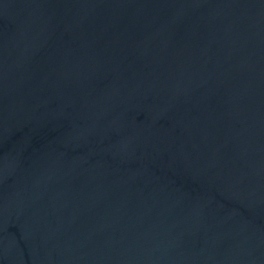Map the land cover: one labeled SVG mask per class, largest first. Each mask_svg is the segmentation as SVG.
I'll list each match as a JSON object with an SVG mask.
<instances>
[{
  "label": "water",
  "instance_id": "1",
  "mask_svg": "<svg viewBox=\"0 0 264 264\" xmlns=\"http://www.w3.org/2000/svg\"><path fill=\"white\" fill-rule=\"evenodd\" d=\"M0 264H264V0H0Z\"/></svg>",
  "mask_w": 264,
  "mask_h": 264
}]
</instances>
